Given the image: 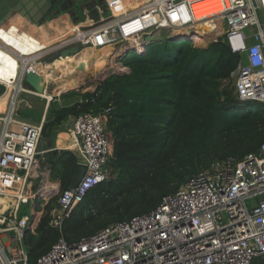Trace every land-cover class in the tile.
<instances>
[{
	"label": "built area",
	"instance_id": "1",
	"mask_svg": "<svg viewBox=\"0 0 264 264\" xmlns=\"http://www.w3.org/2000/svg\"><path fill=\"white\" fill-rule=\"evenodd\" d=\"M204 5L206 17L219 26L210 39L217 42L222 38L238 57L231 74L237 103L264 105V0H146L107 19L101 18L100 8L95 6L97 22L84 10L85 20L75 25L73 35L53 48L29 55L27 58L34 59L27 64L17 59L14 88L18 96L38 97L41 94L24 84L28 72L38 74L31 68L34 62L42 64L41 60H50L72 46L113 45L116 51L130 46V40L141 41L160 30L176 35V28L195 20L194 7ZM197 40L193 38L194 47ZM54 101L49 96L46 103ZM81 102L80 98L77 103ZM110 111L80 114L67 130L76 142V164L86 170L76 188L59 194L49 220L59 237L34 264H250L264 257V143L256 154L242 160L212 162L148 214L67 242L61 234L62 222L91 189L109 177L106 168L112 141L106 122ZM44 122L19 119L14 102L0 113V264H29L24 236L28 231L34 234L39 219L34 217V204L31 219L18 213L29 200L25 191L32 173L37 177L45 167L49 151H39Z\"/></svg>",
	"mask_w": 264,
	"mask_h": 264
},
{
	"label": "trees",
	"instance_id": "2",
	"mask_svg": "<svg viewBox=\"0 0 264 264\" xmlns=\"http://www.w3.org/2000/svg\"><path fill=\"white\" fill-rule=\"evenodd\" d=\"M82 10L79 6L83 20ZM120 62L129 73L108 76L93 92L81 94V103L63 108L50 103L47 110L42 138L65 132L69 118L111 110L106 122L112 141L110 174L62 222L67 242L148 214L212 162L242 160L264 143V105L241 106L233 88L224 85L238 57L222 38L205 48L182 42L165 58L133 53ZM3 92L0 86V96ZM76 163L70 150L46 153L49 178L58 183L59 194L68 190ZM41 204L42 200L36 203V212L42 214L34 234L28 231L24 236L29 264L59 237L49 226L55 203L50 200L42 208ZM250 264H264V257Z\"/></svg>",
	"mask_w": 264,
	"mask_h": 264
},
{
	"label": "rangeland",
	"instance_id": "3",
	"mask_svg": "<svg viewBox=\"0 0 264 264\" xmlns=\"http://www.w3.org/2000/svg\"><path fill=\"white\" fill-rule=\"evenodd\" d=\"M75 1V6L76 9H74V13L71 14L70 11L67 10H62V9H56L54 14L50 15L48 17V19L45 21L46 23H49L51 21H54L58 18H61L63 16H71V18H69V21L72 25H78V23L80 22H84L85 20V16L82 12L83 15V20L79 17V13H78V8L79 6H81L83 8L82 11L87 10L88 11V18L90 20H93L94 22H97V16L96 13L94 12L95 6H98L100 8L101 11V18L103 19H107L111 16L118 15L120 12H124L123 10H118L119 8H121L120 6H122L123 8V4L120 3V0L118 2H116V0H108L110 5L113 7V11L110 9L107 0H74ZM55 3V2H54ZM122 3H124V1H122ZM125 8V7H124ZM19 22H21L19 20ZM45 22L41 23L42 25L46 24ZM170 36V33L168 30H160L159 32H155V33H151L149 34L147 37L144 38V40L138 41L139 39H134L137 40V43L139 45H141V47H146V53L144 55H148V56H154L157 58H165L168 55H171L175 52V49L184 41H173V40H168ZM38 39V34H30L29 36H26L19 45H23L25 42H32L34 43L33 39ZM219 37H217L218 39ZM28 39V40H27ZM27 40V41H26ZM25 41V42H24ZM61 42V41H60ZM60 42H57L53 45H51L49 48H53L55 46H57ZM213 40L209 39L208 42L206 43V45H202L199 46V44H195V47H199V48H205L207 47L210 43H212ZM152 44V45H149ZM126 44H124L125 46ZM194 45V44H193ZM10 47V46H9ZM15 48H11V50H13ZM83 49V48H82ZM1 50V47H0ZM120 47H117L114 55L111 57V59H109L108 61H106L105 63H103V65L98 68L99 66H96L97 64H92L89 67V78L85 79V77L82 79V83L73 89L70 90H62L61 88H59V94L57 93H53L54 87L51 86L49 84V88L47 90V94H49L50 96H53V98L58 99H66L65 102L68 103L70 101V98L73 100V97H80L81 94L85 93V92H93L95 90V88L99 85L100 82H102L105 78H107L108 76L112 75V74H127L129 73V69L124 67L121 62H120ZM142 52V50H140ZM9 53V52H8ZM7 54V53H6ZM6 54H2V56L5 58ZM21 55H23L22 53H20ZM0 55H1V51H0ZM137 55V54H136ZM9 57L12 58H17L16 55L12 56V55H8ZM131 56V57H130ZM129 58H134L132 57V55H130ZM134 56V55H133ZM42 63H50L52 61L49 60V57H46L44 60H41ZM3 66V64L1 65ZM0 66V67H1ZM14 66H11V64H7L4 68V72L6 73V71H8L11 76H13V72H15L14 70ZM12 70V71H11ZM49 72V73H48ZM47 75L51 74L50 70H46ZM45 73V74H46ZM100 74V75H99ZM43 75V74H42ZM96 75V76H95ZM94 76V77H93ZM0 83L2 84H7L5 78L3 76L0 75ZM11 82V81H8ZM68 82V81H66ZM224 85L227 88H233L234 91V81L233 79H230V81H227L224 83ZM4 88V92L3 94H5L8 90V88L4 85H1ZM13 86H15V83L13 84ZM2 94V95H3ZM1 95V96H2ZM0 96V97H1ZM18 94L15 90V88H11V90H9L8 93V100L6 102V109H9L12 106V103L14 102V104L16 103V101L18 100ZM21 97V96H20ZM19 97V98H20ZM32 101H36L34 99H32ZM77 103V102H76ZM74 103V104H76ZM53 104V102H52ZM74 104H71L70 106L67 107H71ZM255 106L258 104H254ZM54 107L56 108H63L66 106H59L57 103H54ZM5 109V110H6ZM17 117H19V119L24 120V121H31L32 123H39L40 119H41V108L38 106H34L33 109H26V108H19L17 110ZM63 132L58 133L56 140H57V144H59L58 146L61 148H65L67 146H69V142H68V138L65 136L63 139H59V135L62 134ZM65 133V132H64ZM109 136V134H108ZM110 139V136H109ZM67 140V141H66ZM111 140V139H110ZM106 170L108 171V173L110 174V167H107ZM47 174V173H46ZM32 179H30L28 181V184L26 186V196L29 197V200L26 203H23L20 207V211L18 213L19 217L22 216H27L30 219L32 218V208H33V204H34V200L37 196V190H42L41 198L39 200H42L44 202V204H41V208L44 207L45 203L49 202L50 200L55 203L54 205L56 206V202L58 200V196H59V189H58V185H55V188L49 191H45V188H43L45 186L46 183L52 182L50 180V178H47V176L44 174L43 176H39L38 179L37 177H35V173H32ZM49 179V180H48ZM56 183V182H53ZM35 187V191L33 190ZM54 206V207H55ZM38 209V207H37ZM35 214V218L38 217V219L40 218V213H36Z\"/></svg>",
	"mask_w": 264,
	"mask_h": 264
},
{
	"label": "bare ground",
	"instance_id": "4",
	"mask_svg": "<svg viewBox=\"0 0 264 264\" xmlns=\"http://www.w3.org/2000/svg\"><path fill=\"white\" fill-rule=\"evenodd\" d=\"M146 0H135L134 3L130 6V7H126L123 8V11H129L132 9L137 8L138 6L142 5ZM204 13L202 12V9L200 8V6H196L194 7V14H195V20H193L192 23L190 24H184L181 27H178V29H175V33L178 35H186V32H194L195 34H199V35H204L203 38H199L198 36H196V39H200L197 40L196 42L198 44H206L208 42V40L216 34V32L214 33V31H212L215 28H218V22L215 21V19L210 18V17H206V14L208 12L207 6H201ZM206 13V14H205ZM52 22V21H51ZM51 22L46 23L47 25H49ZM23 29H25L24 26H22ZM32 29H34L33 27H31ZM31 28H29L28 26H26V29L29 30V32H25L22 33L20 32L17 28L16 25H7L5 27L6 30L2 29L0 31V40H2L4 43L9 44L10 48H15L19 45V43L26 37L29 36L31 33L34 32V30L38 27H35L34 30H31ZM76 30V27L72 28L71 32L66 34L64 37H62L60 40L54 42L53 44L60 42L66 38H68L69 36L74 34V31ZM31 32V33H30ZM172 37H174V34H170ZM2 41H0L1 43H3ZM3 43V44H4ZM4 44V45H6ZM50 44L48 46H43V47H39L37 49H33L28 51L26 54H23V56L25 58H27L29 55H33L41 50H48V48L53 45ZM137 40H130L129 41V45L130 46H135L137 47ZM7 45V46H9ZM5 48V47H4ZM124 48H122L120 51H122ZM8 53V52H7ZM11 53V52H9ZM115 53V48L113 45H108L105 47H101V48H95V47H85L83 48L78 54L76 55H71V56H67V57H63V58H58V59H54L52 62L47 63V64H39L37 62H34V65L31 66L32 69H35V71L43 78V81L47 87V85L49 86L52 85L54 87L53 93H61L59 92V88H61L62 90H70L73 88L78 87L81 83H82V79L85 77L89 78V67L92 64H97L96 66H99L98 68H100L103 63H105L106 61H108L109 59H111V57L114 55ZM16 54V52L14 53V55ZM13 56V55H12ZM20 56V55H19ZM18 56V58H16V60H13V62H15V68L13 69L15 72H13V76H11V74L9 73L8 75V80L11 81V88H14L13 84L16 81L17 78V59L21 60L23 62V64H27L30 61H32L34 59L31 58V56L27 59H21ZM6 57L9 58V56ZM25 60V61H24ZM3 64V62L0 61V66ZM106 64V63H105ZM84 67V70L82 72H77V68L79 67ZM46 70H50L51 74H49L48 76L46 73ZM46 73V74H45ZM49 73V72H48ZM43 74V75H42ZM100 75V74H99ZM96 76V75H95ZM94 77V76H93ZM68 81V82H66ZM8 90V89H7ZM8 91L3 94L0 97V101H5L7 102L8 100ZM19 95H24V96H28L30 98L36 99V101H47L49 99V94L47 93H43L38 97H33L31 95H27V94H19ZM18 103V100H17ZM0 108H2L0 106ZM55 188V185H51V184H46L45 186V191H49ZM2 203H0L1 205ZM5 204V202H4Z\"/></svg>",
	"mask_w": 264,
	"mask_h": 264
},
{
	"label": "water",
	"instance_id": "5",
	"mask_svg": "<svg viewBox=\"0 0 264 264\" xmlns=\"http://www.w3.org/2000/svg\"><path fill=\"white\" fill-rule=\"evenodd\" d=\"M53 0L47 1V0H0V31L2 29L6 30L5 27L7 25H16V28L22 32L25 33L26 30L22 28V26H25L26 23L32 22L34 25L41 24L47 20V14L48 11L53 5ZM55 5V3H54ZM19 12V13H18ZM16 15L19 19L20 17L24 16V19H20V23L17 24V19H13V16ZM13 19V20H12ZM46 23V22H45ZM201 37L199 34H195L194 32H186V35H178L176 34L174 37H169L168 40L173 41H184V42H192L194 37ZM146 47L140 46H127L120 52V59L123 58L126 55L129 54H137V55H144L146 53L145 50ZM82 48H79L77 46H72L70 48L61 49L56 54H54V59L63 58L71 55L78 54ZM142 50V52L140 51ZM119 59V60H120ZM84 70V67L77 68V72H82ZM85 79H88L86 77ZM24 84L29 87L30 89L34 90L38 94H43L45 91L47 92L48 88L50 86L45 85L43 78L34 73V72H28L24 78ZM52 86V85H51ZM54 136L51 135L49 138H42L41 145L39 148V151H51L54 150L55 144H54ZM85 166L82 164H75L72 167V173L73 177L71 180V183L69 185L70 190L77 187L80 180L82 179L84 173H85ZM41 198V195L37 193V196L34 200V210L36 212V203Z\"/></svg>",
	"mask_w": 264,
	"mask_h": 264
},
{
	"label": "crops",
	"instance_id": "6",
	"mask_svg": "<svg viewBox=\"0 0 264 264\" xmlns=\"http://www.w3.org/2000/svg\"><path fill=\"white\" fill-rule=\"evenodd\" d=\"M119 0H116V2H118ZM124 1L123 4V8L125 7H130L135 0H122ZM111 6V5H110ZM121 8H119L118 10H122V6H120ZM112 10H113V7L111 6ZM17 19V24H21L19 22V18L17 16H13V19ZM69 18H71V16H63L61 18H58L54 21H52L49 25L47 24H39L38 26L37 25H28L29 28L33 27L35 29V27H38L36 28L35 30L31 28V30H34V34H38V39H34L32 38L34 41V43L28 41V42H25L23 45H18L17 47H15V49L11 50V48L9 47L10 45L9 44H6L2 41L3 43L0 42V47H1V55H0V61L3 62V66L0 67V75L3 76L7 82V84H2L0 83L1 85H4L8 88V92L9 90H11V83L8 82V75H9V72L6 71V73L4 72V68L5 66L8 64H11V66H14L15 68V62H13V60H16V58H12V57H9L7 58L6 55H5V58L2 56V54H6L7 52H11V53H7L8 55H13L18 58V56L20 55V53L22 54H26L28 51L30 50H33V49H37L39 47H43V46H48L50 44H53L54 42L60 40L62 37H64L66 34L70 33L72 28L75 27V25H72L69 21ZM12 19V20H13ZM22 25V24H21ZM26 32H29L28 29H25ZM31 33V32H30ZM32 33V34H33ZM28 40V39H27ZM26 40V41H27ZM20 44V43H19ZM9 45V46H7ZM5 47V48H4ZM16 52V54L14 55V53ZM54 57V55L52 56V58L50 60H52ZM13 70V69H12ZM11 70V71H12ZM2 79V78H0ZM21 96V97H20ZM20 97V98H19ZM18 97V103L16 101L15 103V106H16V115H17V110L19 108H26L28 110L30 109H33L34 106H38V108L40 107L41 108V119H46V115H47V110H48V107L50 104H47L46 101H32L33 98H30L28 96H24V95H19ZM81 97H73V100L70 98V101L68 103L65 102L66 99L62 100V99H56L55 98V101L53 103H57L59 106H70L71 104H74L76 102L79 101ZM36 100V99H34ZM6 102L3 100V101H0V106L2 108H0V113L5 111L6 107ZM19 118V117H18ZM40 119V120H41ZM72 121H73V118H69L67 120V122L65 123L64 125V128H65V133L63 132L62 134L59 135V139H63L65 136L68 138V142H69V146L67 148V146L65 148H61L59 147L57 144V140H56V137H54V144H55V147L54 149H59V150H70L71 152H74L76 153V142L75 140L73 139V137L70 135V133L67 131L71 124H72ZM46 139V138H45ZM67 141V140H66ZM47 173V174H46ZM46 175L47 178H49V171L45 165V167H43L40 171H38L37 173V179L39 176H43V175ZM49 180V179H48ZM46 184H51V185H58V183H53V182H49L46 183ZM45 184V186H46ZM45 186L43 188H45ZM59 189V187H58ZM43 190V189H42ZM42 190H37V193L41 194L42 193Z\"/></svg>",
	"mask_w": 264,
	"mask_h": 264
},
{
	"label": "flooded vegetation",
	"instance_id": "7",
	"mask_svg": "<svg viewBox=\"0 0 264 264\" xmlns=\"http://www.w3.org/2000/svg\"><path fill=\"white\" fill-rule=\"evenodd\" d=\"M47 1H50V0H47ZM53 2H55V5L53 3V5H51L49 11H48V14L47 16L49 17L50 15L54 14L55 10L57 9H62V10H67V11H70L71 14L74 13V9H76L77 6H75V1L74 0H53ZM77 11V9H76ZM19 13V12H18ZM16 16V15H14ZM47 17V19H48ZM20 19H24V16L23 17H20ZM34 25L32 22H28L25 24V29H26V26L28 25ZM39 24H37L38 26Z\"/></svg>",
	"mask_w": 264,
	"mask_h": 264
},
{
	"label": "clouds",
	"instance_id": "8",
	"mask_svg": "<svg viewBox=\"0 0 264 264\" xmlns=\"http://www.w3.org/2000/svg\"><path fill=\"white\" fill-rule=\"evenodd\" d=\"M192 43V42H191Z\"/></svg>",
	"mask_w": 264,
	"mask_h": 264
}]
</instances>
